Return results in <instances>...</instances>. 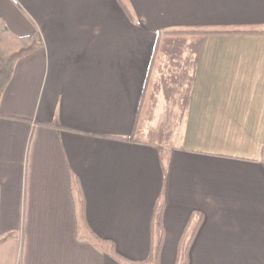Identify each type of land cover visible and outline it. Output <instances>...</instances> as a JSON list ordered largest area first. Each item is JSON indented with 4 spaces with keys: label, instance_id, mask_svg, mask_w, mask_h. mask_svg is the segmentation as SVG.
Returning <instances> with one entry per match:
<instances>
[{
    "label": "crops",
    "instance_id": "0c3cea01",
    "mask_svg": "<svg viewBox=\"0 0 264 264\" xmlns=\"http://www.w3.org/2000/svg\"><path fill=\"white\" fill-rule=\"evenodd\" d=\"M0 19L42 44L0 100V264L143 263L157 206L146 264H176L196 223L187 264H264V34L161 44L264 31V0H0Z\"/></svg>",
    "mask_w": 264,
    "mask_h": 264
},
{
    "label": "trees",
    "instance_id": "16d2710c",
    "mask_svg": "<svg viewBox=\"0 0 264 264\" xmlns=\"http://www.w3.org/2000/svg\"><path fill=\"white\" fill-rule=\"evenodd\" d=\"M166 34L171 35H219V34H264V31H252V32H195V31H170ZM41 39L38 34H33L27 37H18L13 35L6 27L3 20L0 19V100L3 92L11 79L13 69L16 63L33 53L37 52L41 48ZM198 223L192 226V228H186L179 240L177 246V258L176 264H187V257L190 244L196 233ZM153 244L151 246V254L147 261L143 263L130 262L132 264H146L148 262H155L162 244L163 229H162V208L157 206L154 211L153 221L151 225ZM6 236L3 240L9 238Z\"/></svg>",
    "mask_w": 264,
    "mask_h": 264
},
{
    "label": "rangeland",
    "instance_id": "374dc122",
    "mask_svg": "<svg viewBox=\"0 0 264 264\" xmlns=\"http://www.w3.org/2000/svg\"><path fill=\"white\" fill-rule=\"evenodd\" d=\"M169 35H171V34H169ZM169 35H164V37L161 39L162 46L164 45L165 47H167V46L170 47V45L171 46L173 45L175 47H179V46L180 47H187V45L197 43L196 39L202 37V36H199V35L185 34V35H172L170 38H167V36H169ZM166 55L169 56V55H172V54L168 53Z\"/></svg>",
    "mask_w": 264,
    "mask_h": 264
}]
</instances>
